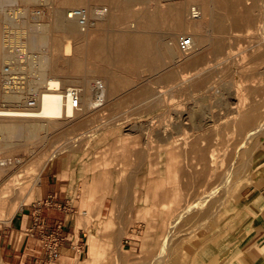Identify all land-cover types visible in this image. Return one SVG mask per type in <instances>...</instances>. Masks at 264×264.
Segmentation results:
<instances>
[{
    "label": "rangeland",
    "instance_id": "rangeland-1",
    "mask_svg": "<svg viewBox=\"0 0 264 264\" xmlns=\"http://www.w3.org/2000/svg\"><path fill=\"white\" fill-rule=\"evenodd\" d=\"M85 2L80 0L81 4L74 5L70 0H18L6 4L0 8L5 11L0 14V39L4 29L9 27L5 14L22 20V14L26 13L32 23L49 24L57 9L83 7ZM90 3L97 9L105 8L110 22L93 33L87 43L54 32L52 60L64 67L63 74L76 79L79 88L83 79H106L112 104L97 110L93 119L88 118L89 123L85 121L74 130L76 132L72 131V135L67 136L72 145L62 151L59 147L65 142L57 132L47 136L54 141L47 153H43L46 134H42L43 140L33 143L26 137L5 139L0 133V160L7 163L0 172V192H5L7 197L0 205V213L4 215H0V229L8 225L11 218L9 210L17 188L22 187V193H18L22 206L15 213L45 197L48 183L54 181L61 188L68 186V194L79 204L77 215L81 226L88 232L81 254L74 253V264H163L153 259L173 224L174 219L168 217L180 212L181 199L190 203L203 201L202 206H205L207 201L203 200V195L213 190L219 200L208 209L210 216L181 223L179 219L176 224L171 238L176 242L178 264L180 255L184 264H226L231 259L236 260L234 264H264V257L250 261L245 255L248 247L240 248L250 237L248 233L256 231L264 209V132L257 136L256 145L255 141L227 130L231 136L228 139V135L223 134L225 130L220 129L225 119L218 122V127L216 123L214 130H206L207 134L203 131L206 135L190 121H186L181 130L172 125L175 112H190L192 119L198 121L203 119V114L204 118L223 116L225 109L244 101L251 83H261L257 71L264 67V61L256 62V56L259 50H264L260 46L264 38V0H90ZM187 6L210 8L211 32L206 30L207 25L184 30L179 18ZM170 31L178 32V42L189 33L207 32L208 48L212 42L224 38L222 41L229 47V54L219 58L211 54L202 57L193 85L188 87L186 82L173 89V84L157 80L158 74L171 71V61L165 57L162 47ZM67 41L70 55L65 62L63 51ZM8 65L0 57V103H3L5 86L2 73ZM193 73L181 74L182 79H188ZM177 83L180 84L179 79ZM257 87L255 97L264 101V89H260L264 82ZM148 92L154 93L151 103L138 104V93L143 98ZM156 96L160 102L155 101ZM131 127L135 130L131 131ZM155 130H166L170 140L190 136L201 141L207 136L208 141L215 143L212 146L209 141L215 158V164L214 161L210 164L214 168L210 166L208 172L204 168V173L202 169L196 172L198 176L191 175V171H195L189 165L196 163L199 156L196 159L191 149L180 156L179 150L172 146L162 153L157 152L161 136L155 137ZM170 151H174L173 154ZM71 157L75 161L80 159L78 173L89 170L95 174L90 177L79 173L72 177L68 172ZM158 159V165H151ZM198 160L197 163L204 162ZM234 169H238V173L234 174ZM151 172L153 174H149ZM19 177L23 180H18ZM159 189L164 193L157 197ZM153 193L157 197L156 206H152ZM124 194L127 198H123ZM27 199L29 201H24ZM155 214L159 216L157 219ZM127 233L132 235L128 237ZM210 248V255L204 256ZM236 249L242 253H231ZM73 258L63 264H72ZM47 264L60 262L48 261Z\"/></svg>",
    "mask_w": 264,
    "mask_h": 264
},
{
    "label": "bare ground",
    "instance_id": "bare-ground-1",
    "mask_svg": "<svg viewBox=\"0 0 264 264\" xmlns=\"http://www.w3.org/2000/svg\"><path fill=\"white\" fill-rule=\"evenodd\" d=\"M17 1L18 0H0V8L6 4L15 3ZM24 1L35 2L36 0ZM70 2L74 5L81 4L80 0H70ZM84 4L85 5L82 8H84L87 12V22L85 25H80L78 19L70 15V11H72V8L57 9L52 22L49 24H36L34 22L32 23L28 20L26 13L22 14L24 17V19L22 20H19L16 17H8L7 14L4 15L5 23L8 24L9 27H5L6 29H4V32L2 33V37L0 39V57L2 58L3 62L9 64V67L7 71L3 69L2 73L5 86L3 88L1 97L3 99V103H0V133L4 135L5 139L26 137L30 141L35 143L39 140H43L44 138L41 139V136L42 134H46V138L43 140L45 144L43 153H47V151L51 148L52 142H54L52 140L50 141L48 137L49 135L54 134V132H57V136L61 135L62 139H64L65 142L63 146L61 145V147H59V149L61 148L60 150L62 151L63 149H66L72 145L71 140H69V138L67 137L72 131H74L85 121H88L89 123L90 119L88 118L91 116L90 118L93 119V115L97 113V110H100L106 105L112 104L111 95L109 92L110 90L106 79H103L102 81L83 79L82 81H80L82 87L79 88L77 86L78 82L76 81V79L74 77L63 74L62 72L64 67L62 65L55 64L52 60L53 58L51 47L54 32L62 33L71 37H77L84 43H87L89 37L93 33L101 30L104 25L110 22V17L106 14L107 10L105 8L97 9L93 7L90 3V0H86ZM3 12L5 11L0 9V14ZM1 19L2 18L0 16V20ZM212 20L213 19L211 18L209 7L204 9L199 7L196 8L187 6L185 8V13L183 12L179 18V24L181 23L182 27H184V30H187V28L190 29L192 27H201V25H207L208 29L206 30H208L209 33L211 32L209 23ZM134 31L136 30L134 29ZM205 34H207V32L204 34L189 33L187 35H184L186 38H190L191 47L189 51L182 52L179 47L177 48L176 46V43L178 42L177 38L179 36L178 32H168L163 41L162 47L165 57L171 61V65H169V69L171 68V71H163L161 76L158 74L157 80L161 79L166 81V83L173 84V89H176L177 86H181V84L186 82L188 84L187 86L190 87L193 85V81L195 79L194 74L198 73L195 71L198 70V64L201 63L202 57H206L210 54L215 58L224 57L226 55L228 56L229 52L227 49L229 47L226 48V46L223 44L222 40H224V38L220 41L217 40L218 42H212L210 47L208 48L205 43V40H208V36H206ZM260 46L264 47V38L262 39V43ZM178 49L180 52L178 51ZM20 55H23L24 59L21 58ZM69 55L70 45L67 41L63 51L65 62H67ZM256 57L257 61H254L259 62V59L264 61V50H259ZM192 72L194 73L187 77L188 79H182L181 74L188 75ZM16 75L20 77H15ZM257 77H261V83H251V86L247 87V90L245 91L246 94L243 97L244 101L237 103L238 106H233L232 108H229V110L225 109L223 116L209 115L208 117L204 118L203 114V119H200L198 121L197 119H192L193 114L190 112H187L185 114L175 112L172 115V125L175 127H180L181 130L182 125H184L186 121H190L192 122V125L196 126L197 130L203 132L208 129L214 130V126L216 125V123L225 119L221 124H217V127L221 125L220 129L225 130L224 133L222 130H220V132L225 135H228L230 133L236 134L237 136L242 138H248L252 141H255V144L257 145V136L260 133L264 132V101H259L255 97V95L256 91L258 90L257 86L261 85L264 82V67L258 69ZM18 79L19 82L17 81ZM178 79L180 80V84L177 83ZM21 80H24V82H20ZM71 89H76L79 91V102L77 108L73 107V101L68 95ZM260 89H264V87ZM153 94L154 93L148 92L143 98H140L141 94L138 93L137 103H151ZM134 101H136L135 98ZM155 101H161V99H159V96ZM230 103L234 104L235 102ZM80 129L81 128H79L78 130ZM130 130L132 131L135 129L131 127ZM227 130L229 133L227 132ZM207 132L209 131H206L205 133L207 134ZM166 133V130L154 131L155 137L159 138L161 136V138H159L161 146L157 149V152L162 153L163 151L168 150L170 146H172V148L179 150L181 156L184 155V153H186L188 149H191L192 153L196 154V159L198 155L199 160H204V162H201L202 164L197 163V159L196 163H194L195 161H193V166L191 164V166L189 165V167H191L192 170L194 169L195 171V173L191 171V175L194 174L193 176H195L196 172L200 173L202 172V169V173H204L206 168L207 172L208 170H211V168H208L212 166L213 161L215 164L214 152H212L213 150H211L213 147L211 148V145L213 146V144L215 143L209 140L210 143L212 142L210 145L208 139H206L207 136L205 138L202 136L203 139L206 140V142L208 141L206 145V142H202L203 139L201 141L194 140L193 137L190 138V136H180V138L178 139L170 140L171 136L168 137ZM218 135H220L219 132ZM162 136L164 137L163 139ZM223 137L227 136L223 135ZM229 137L231 136L228 135L227 138L229 139ZM195 138L197 137L195 136ZM228 139L226 140L228 141ZM223 142H225V140ZM146 146H148L147 143ZM60 150H56L55 152H60ZM173 152L174 151H170V154H173ZM158 162L159 159L152 162L151 165L156 166L158 165ZM6 164L7 163L5 161L0 160V172H2L1 168ZM186 167L187 169L189 168L188 165ZM190 170H188L187 172H189ZM134 172L136 173V170ZM233 173H238V169H234ZM149 174H153V172ZM196 176H198V174H196ZM189 177L191 176L189 175ZM191 178L193 179V177ZM192 179L191 182L193 181ZM18 180L21 181L23 180V178L21 179L19 177ZM188 180L190 181V179ZM180 183L184 182L180 181ZM185 185L188 186L189 183L188 185ZM191 185H189L188 188H190ZM21 188L22 187L16 189L17 196L14 199L15 201L13 200V203L11 204V209L9 210L10 217H12L15 214L16 210L22 206V202L18 201V199L20 198V195L18 196V193H22ZM4 193L5 192L3 191L0 192V205L3 204V201L6 200L5 198H7L5 197L6 195H4ZM158 193L159 194L157 197H159L160 194L162 195V193L164 192H161L159 189ZM157 197L154 193L151 196L152 206H156ZM123 198H127V194H124ZM217 198H219V195L216 196L213 190H208L203 195V200L207 201L205 203V206H202L203 201L198 200L190 203L184 202L183 199H181L180 212L172 213L171 217H168V219H174L173 224L169 227L170 230L169 232H167L168 234H166L160 242V250L153 260H157L158 262L163 264H178L176 258V242H173L171 238L177 222L179 221V219L180 223L185 222L188 219H199V216H202L204 218L205 215H208V209L211 208V206L213 207V202L215 200H219ZM222 200L224 202V196ZM24 201H29V199ZM182 201L184 203H182ZM220 202L221 200L218 203ZM0 215L2 217L4 216L1 213ZM208 216H210V214ZM154 217L157 219L159 216L155 214ZM119 232L123 234L121 231ZM126 235L130 237L132 234L130 235V233H127ZM180 264H184V262H182V255H180Z\"/></svg>",
    "mask_w": 264,
    "mask_h": 264
},
{
    "label": "crops",
    "instance_id": "crops-1",
    "mask_svg": "<svg viewBox=\"0 0 264 264\" xmlns=\"http://www.w3.org/2000/svg\"><path fill=\"white\" fill-rule=\"evenodd\" d=\"M70 160L68 172L70 171L72 177L79 173L90 177L95 174L89 170L88 173L85 171L78 173L81 168H78L77 161L80 159L75 161L71 157ZM78 182L75 181V185ZM68 190V186L61 188L57 182L52 181L48 183L45 197L31 206L22 208L10 218L8 225L0 229V264H47L48 261L41 255V241L52 232L62 237L58 247L59 257L55 262L63 264L74 257L72 260L74 264L75 254L80 255L84 249L83 239L88 237V232L81 226L77 215L79 204L70 197ZM262 193L264 194V189ZM260 214L261 219L256 231L249 232L250 237L245 239L240 247H248L245 255L250 261H258L264 257V209ZM144 223L146 227L148 220ZM155 229L157 237L158 228ZM128 231L132 232V229L129 228ZM224 245L229 247V244ZM210 250L212 248L204 256H209ZM231 253L242 252L236 249ZM229 262L234 264L236 260L231 259L226 264H230Z\"/></svg>",
    "mask_w": 264,
    "mask_h": 264
},
{
    "label": "built area",
    "instance_id": "built-area-1",
    "mask_svg": "<svg viewBox=\"0 0 264 264\" xmlns=\"http://www.w3.org/2000/svg\"><path fill=\"white\" fill-rule=\"evenodd\" d=\"M70 15L78 19L80 25H85L87 22V12L84 8L78 7L70 11ZM178 47L182 52L189 51L191 47L190 38H181L178 42ZM8 67L5 68V71ZM70 99L73 101L72 105L74 108L78 107L79 102V91L71 89L68 93ZM62 239L57 233L52 232L41 241V255L46 261H56L59 257V242Z\"/></svg>",
    "mask_w": 264,
    "mask_h": 264
}]
</instances>
